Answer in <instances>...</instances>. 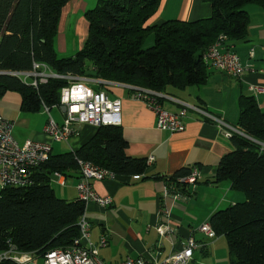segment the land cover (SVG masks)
<instances>
[{"label": "trees", "instance_id": "trees-1", "mask_svg": "<svg viewBox=\"0 0 264 264\" xmlns=\"http://www.w3.org/2000/svg\"><path fill=\"white\" fill-rule=\"evenodd\" d=\"M68 1L0 0V97L7 91L19 93L23 112L58 106L60 90L69 84L49 78L34 86L10 73L28 71L33 62L58 74L158 92L168 86L184 89L204 84L209 73L203 57L207 48L221 36L227 40L246 37L250 21L246 4L264 6V0H205L211 5L207 18L147 24L160 0H99L85 13L89 27L83 47L72 56L61 57L54 40L61 8ZM150 33L153 44L143 48ZM238 104L233 125L245 136L231 138L233 149L221 157L213 181L228 179L245 200L215 211L209 223L215 236L226 240L228 264H264V108L253 95H241ZM127 145L119 126H99L76 151L50 153L35 168L30 185L2 188L0 251L7 248L8 240L19 251L37 256L70 246L80 234L78 219L85 204L78 198L58 197L50 185L51 174L78 172V159L107 168L115 176L143 174L148 167L146 158L126 155ZM190 170L177 169L164 177L165 183L186 192L188 185L178 178ZM0 264L16 263L7 259Z\"/></svg>", "mask_w": 264, "mask_h": 264}, {"label": "crops", "instance_id": "crops-1", "mask_svg": "<svg viewBox=\"0 0 264 264\" xmlns=\"http://www.w3.org/2000/svg\"><path fill=\"white\" fill-rule=\"evenodd\" d=\"M98 2L69 0L61 8L54 40L59 56H72L83 47L89 27L85 13L96 7ZM245 9L250 17L246 37L226 39V44L249 68L240 76H234L208 66L209 73L204 84L184 89L166 87L162 92L165 96L160 99L164 109L176 112L184 102L203 107L231 125L236 123L239 97L252 95L249 90L252 85L264 87V6L248 3ZM210 15L211 5L205 0H160L157 11L147 24L169 19L197 20ZM81 82L94 90H104L110 98L120 99L119 127L128 143L125 154L145 157L146 160L148 156H153L141 175H117L91 181L96 194L111 197V203L106 207L94 202L85 206V215L91 224L90 240L97 243L102 234L108 240L107 245L99 249L100 258L108 264L139 256L149 261H160L172 251L179 250L181 242L191 235L203 247L213 240L215 236L209 239L196 230L197 227L209 220L215 211L244 198L242 192L232 188L228 179L213 181L221 157L233 149L231 138L222 136L215 122L190 109H187L182 132L159 130L154 112L145 102L133 97L134 91L129 85L84 77ZM255 99L258 106L264 108V94H258ZM20 102L21 96L15 91H7L0 97V117L11 122L12 135L20 144L27 140L48 142L51 153L56 155L76 151L97 130L90 124H77L75 133L67 142L52 141L43 131L48 118L44 107L37 112H23ZM60 106L49 108L51 117L58 123L64 119ZM181 167L197 168V181L187 186L184 198L167 196L163 199L164 177ZM78 178L77 171H70L67 176L63 175L65 184L61 185L52 173L50 185L53 184L51 187L55 194L56 189L63 188L75 199ZM162 199L170 212L171 221L177 226V231L167 236H159L156 231L157 224L165 220L160 212ZM215 243L213 240L211 245Z\"/></svg>", "mask_w": 264, "mask_h": 264}, {"label": "built area", "instance_id": "built-area-1", "mask_svg": "<svg viewBox=\"0 0 264 264\" xmlns=\"http://www.w3.org/2000/svg\"><path fill=\"white\" fill-rule=\"evenodd\" d=\"M226 38L221 36L211 44L205 51L203 57L208 66L215 70L240 76L249 67L243 65L239 56L226 47ZM252 54V50L250 51ZM21 77L24 81H29L34 86L45 83L49 78H61L69 82L60 90L59 105L66 107L62 123L56 122L49 113V108L43 105L48 118L44 126L46 133L52 141L67 142L75 133L77 124H90L99 126H119L121 124V101L119 98H110L104 90H94L85 86L81 82L82 77L71 74H58L49 69L43 63L33 62L32 68L24 72H10ZM134 91L133 97L141 100L154 112L156 127L159 130L182 132L185 129L184 118L187 109L193 110L203 116L206 120L215 122L222 136L232 138L235 135L245 136L236 126L231 125L219 116L197 105H190L181 102V108L176 112H171L162 107L160 99L165 95L162 92L148 88L129 85ZM253 96L264 94V87L252 85L249 87ZM10 121L0 117V186L24 187L33 181V172L41 163L49 158L51 153L50 143L37 140H27L20 144L13 137ZM153 156H148L147 161H152ZM79 178L75 185L77 198L85 206L88 202H94L98 206L106 207L111 203L110 196H99L91 186L92 180H104L115 177V174L107 168L93 164L92 162L78 159ZM58 182L64 185L63 175L54 171ZM198 178V170L191 167L189 174L178 178L187 185L194 184ZM167 196L173 198H184L185 192H181L173 185L165 183L163 199ZM163 199L160 204V212L164 214L165 220L160 221L156 226L159 236L171 235L177 231V226L171 221L170 212L166 209ZM84 212L78 219L79 236L72 244L66 248H57L47 251L43 256H37L35 252H22L8 240V246L0 252V260H12L16 264H108L99 256V249L108 243L105 234H102L93 243L90 240L91 224ZM208 237H214L215 233L209 220L200 224L197 229ZM199 247L194 237L191 235L181 242L179 250L172 251L167 257L160 261H149L142 256L126 257L113 264H188L193 251ZM40 259L41 263L37 260Z\"/></svg>", "mask_w": 264, "mask_h": 264}, {"label": "rangeland", "instance_id": "rangeland-1", "mask_svg": "<svg viewBox=\"0 0 264 264\" xmlns=\"http://www.w3.org/2000/svg\"><path fill=\"white\" fill-rule=\"evenodd\" d=\"M152 44H153V34L150 33L145 38V41L143 43V48L149 47ZM28 79L30 80L32 78H28ZM51 185L53 184L51 183ZM61 189L63 191L57 190V189L55 190L57 191L56 195L58 197L69 199V200L73 198L72 196H70L71 195L70 193L66 194L64 192V189L63 188ZM243 196L244 198L241 201L245 200V195L243 194ZM195 237H198V236H195ZM213 240H215L216 243L214 245H211ZM213 240H210V241L207 240L208 243L204 247L202 246L203 244H199V242L196 240V242L199 244V247L198 249L194 250V254L191 260L188 262V264H228L229 253H228L227 244H226V240L224 236H218V237L215 236ZM199 248H202V250ZM37 261L41 263L40 259H38Z\"/></svg>", "mask_w": 264, "mask_h": 264}, {"label": "water", "instance_id": "water-1", "mask_svg": "<svg viewBox=\"0 0 264 264\" xmlns=\"http://www.w3.org/2000/svg\"><path fill=\"white\" fill-rule=\"evenodd\" d=\"M60 109L64 112L65 109H66V107H65L64 105H61V106H60Z\"/></svg>", "mask_w": 264, "mask_h": 264}]
</instances>
